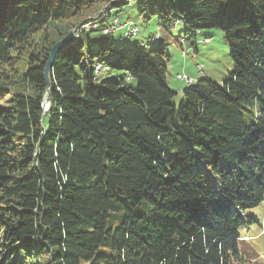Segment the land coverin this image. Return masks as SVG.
<instances>
[{
	"label": "trees",
	"instance_id": "trees-1",
	"mask_svg": "<svg viewBox=\"0 0 264 264\" xmlns=\"http://www.w3.org/2000/svg\"><path fill=\"white\" fill-rule=\"evenodd\" d=\"M125 1L0 0V264L243 262L239 230L264 200V0H138L193 46L221 31V85L185 86L175 106L158 39L92 52L84 31L56 54L43 111L52 46Z\"/></svg>",
	"mask_w": 264,
	"mask_h": 264
},
{
	"label": "rangeland",
	"instance_id": "rangeland-1",
	"mask_svg": "<svg viewBox=\"0 0 264 264\" xmlns=\"http://www.w3.org/2000/svg\"><path fill=\"white\" fill-rule=\"evenodd\" d=\"M115 1L118 2V0ZM125 2V5L112 8L111 12L113 16L116 15L119 18L120 23L124 25V27L119 33L116 32L111 34L108 38L116 43L120 42L118 35L124 36L129 29L128 22H131L138 27L137 34L128 39L125 37L124 42L129 40L128 43L133 44L142 41V44H146L152 37L158 39V45L165 50L168 56L166 62V82L169 89L176 93L171 101L175 106H178L183 100L182 90L186 86L176 79L177 75L193 79V84H195L196 81L206 79L214 84L221 85L223 80L231 73L232 61L229 55V48L220 30H200L196 34L195 46H193L190 42L184 40L186 26L185 23L178 20V18L172 19V21H178L175 27H173L174 22H170L168 24L172 26L167 28V25H160L157 19L158 17L154 14H149V11H145L144 13L145 16L148 15L146 19L139 15L137 8L138 0H126ZM105 8L106 5L90 16L87 22L91 21V19L101 13ZM106 23L107 20L102 24ZM84 34H86L90 41L92 52H96L101 43H108V41L104 42L105 37L101 34L99 29L87 30ZM206 40L209 41L205 42ZM123 52L131 56L134 50H123ZM196 65L203 66V76L198 74ZM102 75L101 73L99 77L101 78ZM2 102L3 101L0 100V103ZM250 110L251 104L247 102L243 106L242 112L245 116H248ZM119 199L126 202L124 195H120ZM249 212L257 219V222L249 223L239 230L241 239L237 242V248L240 257L243 259L241 264H264V200ZM155 216V213H149L150 218H154ZM124 218V211L109 214L106 218V228L114 229L118 227ZM243 237H247L249 240L244 241L242 239ZM107 247L108 244H102L97 253L101 254L103 251H106L104 248ZM80 264L86 263L81 262Z\"/></svg>",
	"mask_w": 264,
	"mask_h": 264
},
{
	"label": "bare ground",
	"instance_id": "bare-ground-1",
	"mask_svg": "<svg viewBox=\"0 0 264 264\" xmlns=\"http://www.w3.org/2000/svg\"><path fill=\"white\" fill-rule=\"evenodd\" d=\"M106 18H107V10H103L101 13H99L97 16H95L93 19H91V21H89V22H87L85 24H91L94 21V19H95V21H99V22L93 23L92 25H85V24H84L85 26L81 25V26H83V32L87 31V30H97V29H99L100 32L106 30L107 29V23L106 24H102V23H104L103 20L106 19ZM128 24H129V29L124 35L127 39L136 36L137 30H138V27H136L135 24L133 25L131 22H128ZM123 27H124V25L121 24L119 26V30L118 31H121L123 29ZM78 29L74 30V34L78 32ZM133 29H137V30H133ZM118 31H108L107 32V36H109L111 34H114V33L118 32ZM156 40H157V38L153 37L152 38V43L156 42ZM120 42L123 43L124 39H120ZM103 69L104 68H103V66L101 64H96L95 65V70H93V71H94L95 75L98 76ZM47 109H48V107H47V105L45 103L44 106H43V111H47Z\"/></svg>",
	"mask_w": 264,
	"mask_h": 264
},
{
	"label": "built area",
	"instance_id": "built-area-1",
	"mask_svg": "<svg viewBox=\"0 0 264 264\" xmlns=\"http://www.w3.org/2000/svg\"><path fill=\"white\" fill-rule=\"evenodd\" d=\"M112 6L111 5H106V8L104 10H107V18L105 20H107V29L102 31L101 34L104 37H107V32L108 31H118L119 30V26L121 25L119 18L116 15H112ZM99 21H94L91 24H85V25H92L93 23H97ZM83 25V26H85ZM83 26H80V28L78 29V32L75 33V40H77L78 38V34L83 32ZM133 30H137V29H133ZM209 40H206L205 42H207ZM203 66L202 65H196V69L198 71V74L203 76L204 72L202 70ZM95 70V68H94ZM176 79L179 80L180 82L184 83L186 86H192L194 80L191 78H188L186 76H180L177 75Z\"/></svg>",
	"mask_w": 264,
	"mask_h": 264
},
{
	"label": "water",
	"instance_id": "water-1",
	"mask_svg": "<svg viewBox=\"0 0 264 264\" xmlns=\"http://www.w3.org/2000/svg\"><path fill=\"white\" fill-rule=\"evenodd\" d=\"M74 40H75V34L74 31L71 30L67 33L66 36H64L61 40L55 43L50 50L49 58L44 69V78L47 83V90L43 97L42 108L45 103L47 107H49V103H50V96H49L50 82H49L48 74L50 72L53 60L59 51L71 45L74 42Z\"/></svg>",
	"mask_w": 264,
	"mask_h": 264
},
{
	"label": "crops",
	"instance_id": "crops-1",
	"mask_svg": "<svg viewBox=\"0 0 264 264\" xmlns=\"http://www.w3.org/2000/svg\"><path fill=\"white\" fill-rule=\"evenodd\" d=\"M125 21V20H124ZM117 33H119V31L117 32ZM120 36V39H121V37H123L122 35H118V37ZM139 43H142V41H138V42H135V43H131V45H133V46H136L137 44H139ZM167 76V75H166ZM167 86H168V84H167ZM169 87V86H168ZM172 91V90H171Z\"/></svg>",
	"mask_w": 264,
	"mask_h": 264
}]
</instances>
